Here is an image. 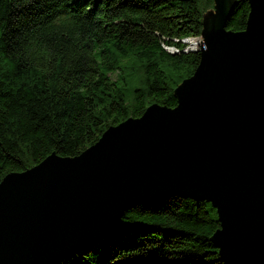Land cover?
Wrapping results in <instances>:
<instances>
[{
	"label": "water",
	"instance_id": "95a60500",
	"mask_svg": "<svg viewBox=\"0 0 264 264\" xmlns=\"http://www.w3.org/2000/svg\"><path fill=\"white\" fill-rule=\"evenodd\" d=\"M245 29H226L237 0L202 15L199 64L173 91L108 127L74 157L54 153L0 181V264H56L122 227L134 205L209 203L225 264H264V0H244Z\"/></svg>",
	"mask_w": 264,
	"mask_h": 264
},
{
	"label": "trees",
	"instance_id": "16d2710c",
	"mask_svg": "<svg viewBox=\"0 0 264 264\" xmlns=\"http://www.w3.org/2000/svg\"><path fill=\"white\" fill-rule=\"evenodd\" d=\"M226 29H245L237 0ZM213 0H0V181L54 153L74 157L110 126L173 91L199 52L170 54L199 36ZM122 227L56 264H225L210 237L209 203L165 197L125 210Z\"/></svg>",
	"mask_w": 264,
	"mask_h": 264
},
{
	"label": "bare ground",
	"instance_id": "6f19581e",
	"mask_svg": "<svg viewBox=\"0 0 264 264\" xmlns=\"http://www.w3.org/2000/svg\"><path fill=\"white\" fill-rule=\"evenodd\" d=\"M178 43H181L183 45L182 49H179L175 46H165L163 45V48L166 52L170 54H177L179 52H199L201 50V42L202 39L199 36H190V37H184L179 40H175Z\"/></svg>",
	"mask_w": 264,
	"mask_h": 264
}]
</instances>
